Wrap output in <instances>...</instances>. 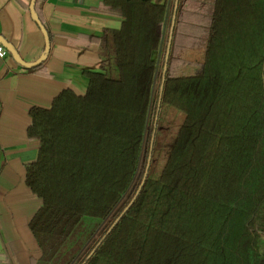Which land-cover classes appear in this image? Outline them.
<instances>
[{
	"label": "trees",
	"instance_id": "1",
	"mask_svg": "<svg viewBox=\"0 0 264 264\" xmlns=\"http://www.w3.org/2000/svg\"><path fill=\"white\" fill-rule=\"evenodd\" d=\"M91 10L122 17L78 36L107 59L86 71L84 94L67 88L29 113L40 148L25 182L41 205L28 264H260L264 0ZM27 69L46 73L44 61ZM97 107L144 117L140 139L94 131ZM164 107L184 118L153 177Z\"/></svg>",
	"mask_w": 264,
	"mask_h": 264
},
{
	"label": "crops",
	"instance_id": "2",
	"mask_svg": "<svg viewBox=\"0 0 264 264\" xmlns=\"http://www.w3.org/2000/svg\"><path fill=\"white\" fill-rule=\"evenodd\" d=\"M102 1H35V11L50 39L44 75L19 65L0 42L8 53L0 60V264H28L30 256L37 255L29 223L41 200L27 187L25 176L27 166L38 157L40 143L28 135L29 113L34 106H50L67 88L78 94L86 92V71L99 69L107 56L78 36H101L105 28L117 29L122 24V17L91 10ZM150 1L172 6V0ZM30 3L0 0V36L29 63L37 61L45 48V37L32 19ZM144 122L145 118L138 115L97 107L93 129L139 140Z\"/></svg>",
	"mask_w": 264,
	"mask_h": 264
},
{
	"label": "rangeland",
	"instance_id": "3",
	"mask_svg": "<svg viewBox=\"0 0 264 264\" xmlns=\"http://www.w3.org/2000/svg\"><path fill=\"white\" fill-rule=\"evenodd\" d=\"M183 118L180 112L169 107L163 108L162 121L165 124V129L159 130L157 133L156 144L153 148V160L151 162L153 177H158L160 174ZM259 249L260 264H264V234L260 235Z\"/></svg>",
	"mask_w": 264,
	"mask_h": 264
},
{
	"label": "water",
	"instance_id": "4",
	"mask_svg": "<svg viewBox=\"0 0 264 264\" xmlns=\"http://www.w3.org/2000/svg\"><path fill=\"white\" fill-rule=\"evenodd\" d=\"M35 1L36 0H31L30 3V12H31V16L32 19L37 23V25L40 27L44 37H45V48H44V52L42 54V56L35 62H26L22 59V57L20 56V54L18 53V51L16 50V48L9 42H7L2 36H0V42H2V44L5 46L6 50L11 54V56L13 57V59L21 66L26 67V68H31V67H35L37 65H40L46 58L49 49H50V39L48 36V33L45 29V27L42 25V23L39 20V17L35 11ZM176 7H177V1H176V6H175V10L174 13L176 12ZM174 23V21H173ZM173 25L172 24V29H173Z\"/></svg>",
	"mask_w": 264,
	"mask_h": 264
},
{
	"label": "built area",
	"instance_id": "5",
	"mask_svg": "<svg viewBox=\"0 0 264 264\" xmlns=\"http://www.w3.org/2000/svg\"><path fill=\"white\" fill-rule=\"evenodd\" d=\"M7 55H8V53L5 50V48L3 46H0V60L5 59ZM0 81H1V79H0Z\"/></svg>",
	"mask_w": 264,
	"mask_h": 264
}]
</instances>
